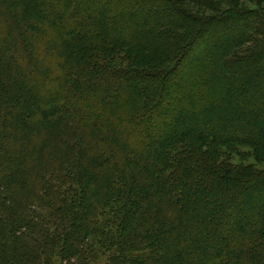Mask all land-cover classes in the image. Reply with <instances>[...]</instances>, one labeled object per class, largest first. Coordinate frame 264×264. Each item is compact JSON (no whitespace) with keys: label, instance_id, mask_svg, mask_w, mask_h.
Here are the masks:
<instances>
[{"label":"trees","instance_id":"obj_1","mask_svg":"<svg viewBox=\"0 0 264 264\" xmlns=\"http://www.w3.org/2000/svg\"><path fill=\"white\" fill-rule=\"evenodd\" d=\"M241 147L264 0H0V264H264Z\"/></svg>","mask_w":264,"mask_h":264},{"label":"rangeland","instance_id":"obj_2","mask_svg":"<svg viewBox=\"0 0 264 264\" xmlns=\"http://www.w3.org/2000/svg\"><path fill=\"white\" fill-rule=\"evenodd\" d=\"M222 22V21H221ZM223 25V28L225 27H228L229 26V23H227V21H225ZM221 24V25H222ZM213 25V24H212ZM211 25V26H212ZM208 29V32H206L205 34L207 38H209V42H210V39L212 38V41L210 42V44H207V45H200L199 49H200V53H197L199 51H195V52H191L193 53V56L195 57H198L200 54H202L203 52H207L209 49H212V51L215 50L216 47H214V37L216 36V29L217 28L216 26H213L212 28ZM239 26L236 25V29H239L238 28ZM198 44H200L198 41L196 42ZM206 47V48H205ZM214 47V48H213ZM172 83V82H171ZM175 84V83H174ZM175 101L174 98L172 97L171 101ZM32 109V105L30 106L29 110ZM186 135H184V131L183 130H178L175 132V135H172V137L170 138V140L172 142L176 141V142H179L180 140H182L183 137H185ZM160 154V153H159ZM155 155H157V153H155ZM232 162L234 163H237V164H242V163H248V164H254L256 166H263L264 165V159L263 161H258L257 158H255V155H253V153H249V150L248 149H244V147H241L240 150L238 149V152H235L233 154H231V158ZM221 209H224V206L221 207Z\"/></svg>","mask_w":264,"mask_h":264}]
</instances>
